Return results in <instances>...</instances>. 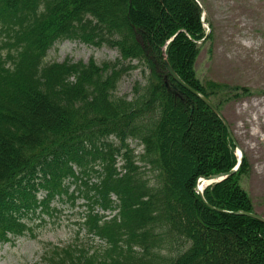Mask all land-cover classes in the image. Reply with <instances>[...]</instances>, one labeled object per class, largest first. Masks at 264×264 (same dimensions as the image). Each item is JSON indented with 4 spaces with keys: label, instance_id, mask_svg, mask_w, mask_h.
Wrapping results in <instances>:
<instances>
[{
    "label": "trees",
    "instance_id": "16d2710c",
    "mask_svg": "<svg viewBox=\"0 0 264 264\" xmlns=\"http://www.w3.org/2000/svg\"><path fill=\"white\" fill-rule=\"evenodd\" d=\"M212 38L196 0H0V245L33 236L34 218L58 213L55 200L84 198L79 232L107 247L53 246L47 264H264V223L238 215L256 213L240 184L248 161L205 189L206 205L197 183L232 171L236 145L210 108L165 80L167 60L220 111L250 95L198 78L201 46ZM66 40L120 59L48 64ZM140 67L145 83L131 100L117 96ZM115 208L108 221L96 213Z\"/></svg>",
    "mask_w": 264,
    "mask_h": 264
},
{
    "label": "rangeland",
    "instance_id": "374dc122",
    "mask_svg": "<svg viewBox=\"0 0 264 264\" xmlns=\"http://www.w3.org/2000/svg\"><path fill=\"white\" fill-rule=\"evenodd\" d=\"M199 1L213 38L201 46L196 64L198 78L204 84H227L251 91L250 95L229 102L221 111L236 142V153L240 152L250 166V174L242 177L240 184L253 200L256 213L264 217V180L261 178L264 173V0ZM118 59L119 53L108 47L96 48L66 40L49 51L46 62L86 64L94 60L102 65ZM143 70L140 67L124 77L118 84L117 96L131 100L135 84L145 83ZM132 147L136 154L143 152L138 142H133ZM145 171L150 184H155L156 173L149 167ZM85 204L84 198H78L75 206L68 198L55 200L51 206L58 213L34 218L33 236L0 245V264H47L50 256L47 250L53 246L101 249L102 242H88L86 233L79 232L78 224L87 213ZM101 247L106 248L104 244Z\"/></svg>",
    "mask_w": 264,
    "mask_h": 264
},
{
    "label": "water",
    "instance_id": "95a60500",
    "mask_svg": "<svg viewBox=\"0 0 264 264\" xmlns=\"http://www.w3.org/2000/svg\"><path fill=\"white\" fill-rule=\"evenodd\" d=\"M165 66H166V72H167V75H166L165 79H167L170 76L178 85H180L185 90H187L188 92H190L192 95H194L195 97H197L198 99H200L208 108H210L222 120V122L224 123L225 127L228 129L231 138L234 140L233 135H232V132H231V130L229 128V125H228L227 121L224 119V117L220 113V111L214 106V104L211 103L206 97H204L203 95H201L200 93H198L196 90L192 89L189 85H187L186 83H184L181 80V78L176 74V72L173 70V68L169 65V63L167 61H165ZM173 93H175V92H173ZM240 158L241 159H240V161L238 163V166L234 170H232V171H230L228 173L214 175V176H211L209 178H203L199 182L200 186L198 185V191H197V193H198L199 197L202 199V201L206 205H208V204L205 201L204 196H203V191H204L205 187L211 186L213 184L220 183V182H222V181H224V180L232 177L233 175H235L236 172L241 167V164H242L243 156L240 155ZM238 215L247 216L249 218H253V219H256V220L264 223V217H261V216H259L257 214H254V213L240 212V213H238Z\"/></svg>",
    "mask_w": 264,
    "mask_h": 264
},
{
    "label": "bare ground",
    "instance_id": "6f19581e",
    "mask_svg": "<svg viewBox=\"0 0 264 264\" xmlns=\"http://www.w3.org/2000/svg\"><path fill=\"white\" fill-rule=\"evenodd\" d=\"M261 178H262V180H264V173L262 174V177Z\"/></svg>",
    "mask_w": 264,
    "mask_h": 264
}]
</instances>
